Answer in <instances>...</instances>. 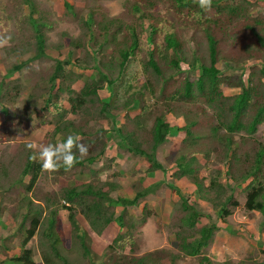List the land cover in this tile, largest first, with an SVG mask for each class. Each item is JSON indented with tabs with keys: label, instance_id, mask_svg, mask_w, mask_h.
Wrapping results in <instances>:
<instances>
[{
	"label": "rangeland",
	"instance_id": "rangeland-1",
	"mask_svg": "<svg viewBox=\"0 0 264 264\" xmlns=\"http://www.w3.org/2000/svg\"><path fill=\"white\" fill-rule=\"evenodd\" d=\"M63 1L66 0H0V40L10 37L6 44L0 45V82L3 78L5 79V81L2 80L3 88L0 96V255L3 254L1 247L5 243L4 239L11 237L13 233L20 232L18 224L21 216L28 217L25 226H30L35 214L34 211H39L40 215H37V217L40 219L42 229L47 226V221L51 218L49 212L54 209L57 210V224L55 226L61 227L64 239L58 245V249L61 255L72 264H128L130 258H140L152 252L155 254L152 258L153 262L171 264L167 263L168 257L172 254L176 257L180 255L175 248V233L179 220L184 215L178 195L168 187L172 184L177 186L181 194L187 197L189 204H194L201 214L206 216L198 219L197 228L212 223L218 226V230L214 233L217 234V238H213L203 252L212 260V264H259L264 259V219L262 214H254L245 209L247 196L245 188L243 189L241 186L233 189L234 200L239 203L240 207L228 206V210L232 214L224 220L225 224L223 225L220 221L222 208H217V205H220L226 194H229L228 190L221 193L223 195L220 197V194L217 195V189H215L206 195V200L197 201L194 197L196 196L195 191H193L194 188L180 184L179 179L169 178L170 173L177 171L174 166H171L172 163L179 158L180 152L186 149V143H191L190 138L183 141L186 137L184 132H172L168 135L166 142L158 148L156 159L164 167V172L150 170L144 157L129 153L125 148H118L115 151L104 150L103 146L106 142L105 139L109 137L108 133L93 138L79 136L80 142L89 148L88 155L85 157H92L94 161L82 167H74L69 171L60 169L53 173L42 171L31 192L26 191V186L20 182L26 154L29 152L25 145L29 142L38 146L58 143L62 141L65 131L53 136L55 126L59 125L64 128L67 122L70 121L79 128V126L84 127L86 120L84 114L74 115L70 112V106L66 102L67 94L56 97V100L51 99V103L56 104L54 109L51 107V103H48L50 98L54 96V91L50 90L48 79L57 57L65 60L71 53V62L75 61L79 64H86V67L95 66L96 68L97 66L100 67L97 64L101 65L102 63L108 66L110 56L116 50L111 42L104 41L102 32L100 33V25H86L87 13L91 9L98 11L99 15L96 19L98 22L106 19L114 23H121L123 26H137L138 31H142L140 43L143 44V47L138 49L140 56L130 59L119 77L115 68L109 70L104 67V69H107L110 78L116 79L118 77L111 87V92L106 83L100 81L97 70L85 72L82 67H80V70L73 66L67 67L71 70L75 69L84 79L89 76L97 84L104 86L99 95L103 100L111 98L112 107L110 111L115 106L120 107L124 103L127 97H123L122 93L129 82L134 87H139L141 82L150 78L156 88L161 83L164 93L157 92L156 94L164 99L176 88L181 87L184 80L194 82L197 79L196 71L199 60L203 58V61L206 62L208 59L206 56L201 55L204 51H207V40L203 32V26L197 23V18L192 15L189 16L186 11L178 13L174 4L175 0H159L158 3L154 4L155 11L152 10L151 6L146 5L149 0H69V2L75 4L74 7L77 13L75 17L67 13L63 7ZM246 1L249 5L246 4L245 7L250 9L251 19L264 17V0ZM220 3L221 5H233L239 4V1L222 0ZM135 4H139L140 10H143L145 14H149L154 19H160L161 15L167 16L168 14L170 19V15H172L174 22L177 24L179 42H181L180 46L184 51L185 61L180 64V70L178 71L175 67H167L164 63L165 60L161 57H155L164 77L167 79L165 82L160 78L151 77L150 73L145 74L142 70V64L148 60L149 48L147 43L151 28L147 23L140 27V15L133 12ZM34 8L41 13H32ZM153 11L156 13L152 14ZM31 18L34 20L41 19L46 24L42 27L45 56L39 59H33L36 52L35 30L31 25ZM224 27L226 28V25ZM242 27L243 22H234L227 30L214 31L219 46L216 66L220 71V90L226 97L241 92L240 89L232 88V85H239L242 79L245 82L250 80L248 86L254 80V84L262 92V85L259 82L260 76L257 73L261 62L257 59L264 55V49L259 48L255 38ZM114 29L115 26L112 30L114 31ZM92 35L93 38L90 39ZM228 36L232 37L233 41ZM67 39L78 40L81 48H65V46H68ZM62 44L64 46L63 51L59 52L53 49ZM155 53L157 56H166L167 62L175 58L173 52L168 50L161 41L155 47ZM194 56L198 58V62L195 61L191 67L189 63L193 62ZM200 56L202 57L199 59ZM22 64L24 66L19 72L14 73L12 77H7V71L15 65ZM145 69L147 71V68ZM251 73L255 74L252 80ZM261 81L263 82V80ZM80 87V84H76V88ZM146 98L150 101L149 103L153 102L148 95ZM29 99L31 100V108L28 112L22 113L21 110ZM258 100L260 104L263 101L261 98ZM157 102L162 104L160 99ZM16 106L19 107V114L18 111L11 112L12 108ZM197 106H201V108L197 110L200 115V124L196 128L206 136L203 140L206 143V149L213 153L208 161L207 157H200V154H197L199 160L196 165L197 176L203 178L204 184L207 186L213 174L216 173L215 171L222 167V174L218 178V183L226 187H232L234 185L226 171L225 164L227 162L224 163V160L221 163H211L214 159L217 160L218 158L219 161L224 157V147L221 143V136L224 132L219 131V137L216 138L207 137L212 133V128L216 126V122L211 121L212 119L208 120L206 116L213 115L214 111L204 104H197ZM5 107L8 112L7 116L2 113V108ZM176 109L179 112L177 116H172L171 113L166 116V121L172 127H178L181 124L183 120L180 118L181 115L192 118L197 108L186 104ZM90 115L96 121L95 109ZM137 115L138 112L130 113V117H136ZM123 118L124 115H120L115 121L117 128L125 123ZM100 123L106 127V130L111 129L112 123L110 120L101 119ZM131 123L132 121L129 120L128 125L133 124ZM25 126H28V128L23 130ZM94 126L93 123L89 124L86 130L88 132L91 130L92 133ZM148 126L147 123L145 129ZM68 134L72 135V133ZM112 138L115 142H118L116 135H113ZM233 139L237 145H233L235 150L238 148L236 155L241 159L234 163L233 171L239 175L245 166L246 158L252 160L255 157V151L260 146H264V123L258 126L252 138H242L240 135H236ZM137 142H140V147L144 150H148L151 143L149 137L140 134V132H138ZM38 150L37 148L35 151ZM181 162H185V159ZM104 183L117 186L112 191V196L128 200L134 197L135 192L140 187L151 186L153 192L141 199L136 206L125 209L119 207L111 210V212H114L113 222L100 235L92 232L83 216L76 215L80 224L87 228L89 234L87 246L90 254L89 258H85L82 255V245L78 240L71 237L72 226L68 221L67 207H62L67 204L66 206L69 205L72 211L77 214V206L80 205L65 201L63 193L70 188L80 190L87 184L102 187ZM262 184H264V181ZM119 216L122 217L124 225L119 221ZM13 222L15 225H13ZM13 226L16 227L13 228ZM119 226L126 227L123 230V236L126 240L124 242L121 240L110 249V243L116 237L115 234ZM147 226H155V229ZM140 228L143 230L140 231ZM41 229L35 239L32 240L31 248L34 251L39 249L38 255L41 253L40 249H42L39 246L44 242L47 243ZM255 230L258 235L253 233ZM11 241L13 242V239ZM173 264H198V259L179 258Z\"/></svg>",
	"mask_w": 264,
	"mask_h": 264
},
{
	"label": "trees",
	"instance_id": "trees-1",
	"mask_svg": "<svg viewBox=\"0 0 264 264\" xmlns=\"http://www.w3.org/2000/svg\"><path fill=\"white\" fill-rule=\"evenodd\" d=\"M238 1L239 4L221 5L220 2H222V0H213L211 9L205 12L197 6L195 0H175L174 4L177 7L176 11L178 13L186 11L189 16L192 15L197 18V23L203 26V32L207 40V51H204L201 55L204 57L206 56L208 59L206 62L203 61V58L199 60V66L196 71L197 79L194 82L184 80L181 87L176 88L164 99H161V97L156 94L157 92L161 94L164 93V88L161 83L157 85L156 88L150 78L141 82L139 87H134L132 83L129 82L122 93L123 97H127L124 103L120 107L115 106L111 111V98L109 97L103 100L99 95V92L103 90L104 86H100L89 76L84 79L75 69L71 70L67 67L73 66L77 68V70H80V67H82L85 72L97 70L100 81H104L111 92L114 81H116L119 75L124 71L129 60L140 56L138 49L143 47V44L140 43L142 31H138L137 26H123L121 23H114L106 19L98 22L96 21L99 15L98 11L91 9L87 13L86 25H100V33L102 32L104 41L111 42L116 50L113 55L110 56L111 59L108 66L102 63L101 65L97 64L100 67L97 66L96 68L95 66L86 67V64H79L75 61L71 62V53H69L65 60H61V58L57 57L54 66H52L50 78L48 79L50 90L54 91V96L50 98L48 103H51V99H55L62 94H67L68 98L66 102L70 106V112L74 115L82 113L86 116V120L84 122V127L79 126V128L70 121L67 122L64 128L57 125L54 127L52 135L56 136L65 131L62 137V140H64L66 136L69 135L68 133L82 137L89 136L91 138L108 133L109 137L105 139L106 142L103 146L104 150L115 151V149L117 150L118 148H125L129 153L144 157L145 161L149 164L150 170L164 172V167L156 159V152L158 148L166 142L169 134L172 132H184L186 137L183 141L190 138L191 143H186V149L182 150L179 154V158L172 163L171 166H174L177 171L172 174L170 173L169 178L179 179L180 184L189 185L194 188L193 191H195L194 193L196 194L194 197L197 201L202 199L206 200V195L215 189H217V195L220 194V197L223 195L221 193L228 190L229 194H226L223 202L217 205V208H222L220 221L223 225L225 224L224 220L232 214V212L228 210V206L233 208L240 207L239 203L234 200L232 192L234 188L241 186L247 191L245 209L254 214H262L264 219V184H262L264 181V146H260L255 151V157L252 160L246 158L245 166L239 175L233 171L234 163L241 160L236 155L238 148L235 150L233 146L236 145L233 137L240 135L242 138H252L258 126L264 123V55L257 59L261 62V66L258 68L257 73L260 76L259 82L260 85H262V92H260L258 87L254 84V80L251 82V85L248 86L250 80H246L247 82H245V80L242 79L239 85H232V88L240 89L241 92L237 95L226 97L220 90V71L216 66L218 62L217 56L219 46L214 31L227 30L234 22H243L242 28L250 32L255 38L259 48L264 49V17L251 19V15H249V13L251 14L250 9L245 7L246 4L249 5V3L246 0ZM158 2L159 0H149L146 5L151 6L152 10H154V4ZM74 5L75 4L69 2V0L63 1V7L66 9L67 13L73 17L77 16ZM133 7V12L139 13L140 15V27H143L144 24L147 23L151 28L149 41L147 43L149 48L148 60L146 63L142 64V70L145 74L150 73L149 75L151 77L160 78L165 82L167 79L164 77L155 57H161L165 60L164 63L167 67H175L178 71L180 70V64L185 61L184 51L180 46L181 42H179L177 24L174 22V17L172 15H170V19L169 14L167 16L161 15L160 19H154L149 14H145L143 10H140L139 4H135ZM154 11L152 14L156 13ZM32 13H39V10L34 8L32 9ZM30 22L35 30L34 40L36 52L33 55V59H39L45 56L42 27L46 24L42 22L41 19L34 20L31 18ZM225 25L226 28L224 27ZM113 26H115L114 31L112 30ZM92 38L93 35L90 39ZM228 38H231V41H233L232 37L228 36ZM66 41L68 42V46H65V48H81V44L78 40L67 39ZM160 41L164 43L168 50L173 52L175 58L171 59L170 62H167L166 56H157L155 53V47L160 44ZM53 49L61 52L64 46L62 44ZM196 52L198 53V51ZM202 56H200L199 59ZM193 59V62L189 63L191 67L195 61L198 62L196 56H194ZM23 66V64L13 66L7 71V77L14 76V73L19 72ZM104 67H107L109 70L115 68L118 72V77L116 79L110 78L107 69H104ZM145 68H147L148 72ZM254 76V73L250 74L251 80ZM2 80L5 81L4 78ZM2 80L0 82V96L2 95L3 88ZM261 80H263V82ZM76 84H80L81 87L76 88ZM147 95L153 102L149 103L150 101L146 98ZM259 98L263 100L261 104L258 100ZM158 99L162 101V104L157 102ZM30 101L29 99L25 107L22 108V113L28 112L31 108ZM53 103H51V107L54 109L56 104ZM186 104H190L197 108L194 112V116L192 118H186V115L184 117L181 115L180 118L183 119L181 124L178 127L170 126L166 121L167 114L171 113L172 116H177L179 112H177L176 108ZM197 104H204L214 111L213 115L206 116L208 120L212 119L211 121L216 122V126L212 128V133L207 135V137L216 138L219 137V131L222 130L224 132L221 136V143L224 147V157L219 161L218 158L217 160L214 159L211 163H221L224 160V163L227 162L225 164L226 171L230 176V181L234 185L232 187H226L218 183V178L220 174H222V167L215 171L216 173L213 174L207 186L204 184L203 178L197 176L196 165L199 162L197 154H200V157H207V161L213 154L206 149V143L203 141L206 136L196 128L200 124V115L197 113V110L201 108V106H197ZM94 109L97 114L96 121L94 118H91L90 115ZM16 111H18L19 114L18 106L12 108L11 112ZM132 112H138V115L136 117H130V113ZM2 113L7 116L8 112L6 107L2 108ZM120 115H124L123 122L125 121V123L117 128L115 121ZM31 116L32 114L29 116V120ZM101 119L111 121V129L109 131L100 123ZM126 120H131L133 124L131 123L132 125H128V121L126 122ZM92 123L93 126L94 124L95 126L91 133V130L88 132L86 128ZM147 123L149 126L145 129ZM28 126H25L23 130H26ZM138 132L149 137L151 143L148 150L142 149L139 144L140 142H137ZM113 135H116L118 142L114 141L112 138ZM30 155V152L26 154L20 177V182L26 186L27 192H31L33 186L40 177V173L43 171L40 163L31 160L29 158ZM184 159L185 162H181V160ZM93 161L94 158L85 157L80 159L74 167H82ZM60 170L65 171L63 168H60ZM150 187L151 186L146 188L140 187L131 200L112 196V191H114L117 186L110 183H104L102 187L94 184H87L80 190L77 188H70L64 191L63 198L65 201L70 204L77 203V205H80L79 207L77 206V214L72 211L69 205L66 206L67 204L62 207H67L68 221L72 226L71 237L80 242L83 248L82 255L85 258H89L90 254L87 246L89 234L87 228L80 224L76 215L83 216L92 232L96 235H100L109 228L110 224L113 222L114 212H111V210L119 207L125 209L127 207L136 206L141 199L153 192ZM168 187L174 190L178 195L184 215L180 218L175 233V248L180 255L177 257L173 254L170 255L167 259V263L173 264L179 258H195L198 259V264H212V260L204 255L203 252L214 238V233L218 230V226L212 223L211 225L197 228L198 219L206 216L201 214L200 210L194 204H189L187 197L181 194L177 186L170 184ZM204 196L205 198H203ZM34 212L35 214L30 222V226H25V222L28 219L27 216L20 217V223L18 224L20 232L13 233L11 237H6L4 239L5 243L1 247L2 253L7 255L6 251H9L12 247V245L10 246L11 240L13 239L14 241L17 237L21 236L20 254L11 259L13 264H36L34 256L40 257L41 263L43 264H72L61 255L58 249V245H60L64 239L62 230L60 229L61 227L55 226L57 224V210L53 209L49 212L51 218L48 219L47 226H44L42 229V226H40V219L37 217V215H40V212L37 210ZM118 218L124 225L122 217L119 216ZM13 225H15L14 222ZM40 229L47 243L43 241L44 243L39 246V248L42 249H40L41 253L38 255L39 249L38 251H34L26 248V245L30 240L35 239ZM124 229H126L125 226H119L115 234L116 237L110 243V249L116 246V243L121 240L123 242L126 240L123 236ZM141 229L142 228H140V230ZM154 256L155 254L152 252L140 258H130L128 264H158L153 262L152 258ZM4 262L5 259L1 260L0 264ZM259 264H264V259Z\"/></svg>",
	"mask_w": 264,
	"mask_h": 264
},
{
	"label": "clouds",
	"instance_id": "clouds-1",
	"mask_svg": "<svg viewBox=\"0 0 264 264\" xmlns=\"http://www.w3.org/2000/svg\"><path fill=\"white\" fill-rule=\"evenodd\" d=\"M195 3L201 10L207 12L211 9L213 0H195ZM8 40H10V37L0 40V45L6 44ZM25 148L31 153L29 158L40 163L41 169L49 173H53L60 168L65 171L71 170L89 152L88 146L80 142L79 136L71 134L58 143L38 146L29 142L25 145ZM37 148L39 150L35 151Z\"/></svg>",
	"mask_w": 264,
	"mask_h": 264
},
{
	"label": "crops",
	"instance_id": "crops-1",
	"mask_svg": "<svg viewBox=\"0 0 264 264\" xmlns=\"http://www.w3.org/2000/svg\"><path fill=\"white\" fill-rule=\"evenodd\" d=\"M16 226H13V228ZM147 227H153L155 229V226H147ZM264 227V226H263ZM144 228H146V226H144ZM152 229V228H151ZM143 229H141L140 231H142ZM254 230V229H253ZM253 233L258 235V232L255 230L253 231ZM215 235V234H214ZM217 234L214 236V238L216 237ZM19 239V240H17ZM21 236L17 237L13 242H12V247L10 248L9 251H6L7 255H0V261L5 259V262L3 264H13L11 259L17 257L20 254V248H21ZM32 240H30L27 245L26 248L31 249L32 248ZM190 259V258H189ZM34 260L36 262V264L41 263V259L40 257H35L34 256Z\"/></svg>",
	"mask_w": 264,
	"mask_h": 264
}]
</instances>
